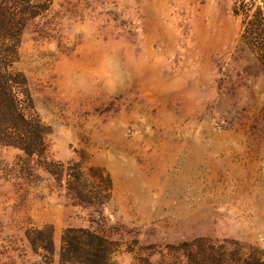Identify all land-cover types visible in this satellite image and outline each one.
<instances>
[{
  "label": "rangeland",
  "instance_id": "obj_1",
  "mask_svg": "<svg viewBox=\"0 0 264 264\" xmlns=\"http://www.w3.org/2000/svg\"><path fill=\"white\" fill-rule=\"evenodd\" d=\"M243 5L264 0H0V93L32 137L0 142V264H264Z\"/></svg>",
  "mask_w": 264,
  "mask_h": 264
},
{
  "label": "trees",
  "instance_id": "obj_2",
  "mask_svg": "<svg viewBox=\"0 0 264 264\" xmlns=\"http://www.w3.org/2000/svg\"><path fill=\"white\" fill-rule=\"evenodd\" d=\"M241 8L242 13L245 15V27L242 38L245 44H247L248 47L264 62V6L258 7L252 15L250 14L252 10L251 7L243 5ZM4 95L8 100V103H6ZM5 109L11 111L12 118L7 119L5 116ZM5 124L11 129V131L4 132L3 129H1V126H4ZM29 124H31V122L18 107L13 91L6 89L4 93H0V142L5 145L19 147L27 152V140L29 138L31 140L32 137H28L26 132L24 134L21 129H19L18 125ZM86 263L93 264V261L88 258Z\"/></svg>",
  "mask_w": 264,
  "mask_h": 264
}]
</instances>
